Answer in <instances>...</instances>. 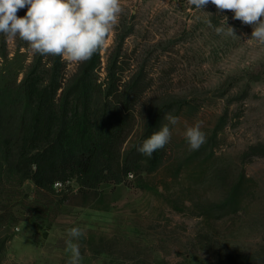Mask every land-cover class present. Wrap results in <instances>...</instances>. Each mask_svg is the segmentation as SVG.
I'll return each instance as SVG.
<instances>
[{
  "label": "rangeland",
  "instance_id": "obj_1",
  "mask_svg": "<svg viewBox=\"0 0 264 264\" xmlns=\"http://www.w3.org/2000/svg\"><path fill=\"white\" fill-rule=\"evenodd\" d=\"M120 4L118 23L89 61L59 62L69 85L95 64L93 87L103 91L96 100L108 73L143 82L121 151L163 113L160 128L172 133L165 156L156 169L144 163L120 181L40 187L23 177L14 167V129L27 103L18 87L33 65L48 69L56 57L0 35V264H67L66 230L74 226L86 233L82 264H264V42L211 2L203 12L189 0ZM224 16L235 36L226 27L216 33ZM196 121L207 142L189 151L184 131Z\"/></svg>",
  "mask_w": 264,
  "mask_h": 264
},
{
  "label": "trees",
  "instance_id": "obj_2",
  "mask_svg": "<svg viewBox=\"0 0 264 264\" xmlns=\"http://www.w3.org/2000/svg\"><path fill=\"white\" fill-rule=\"evenodd\" d=\"M55 57L48 69L40 63L33 65L18 87H23L27 103L21 109V125L14 129L19 140L16 171L37 186L49 187L72 178L120 181L144 163L156 169L165 152L158 150L149 157L137 148L160 129L163 113H157L126 154L121 151L134 126L132 109L145 91L144 83H121V78L114 81V74L108 73L104 96L96 100L103 91L101 86L98 91L93 87L95 64L90 62L69 85Z\"/></svg>",
  "mask_w": 264,
  "mask_h": 264
},
{
  "label": "clouds",
  "instance_id": "obj_3",
  "mask_svg": "<svg viewBox=\"0 0 264 264\" xmlns=\"http://www.w3.org/2000/svg\"><path fill=\"white\" fill-rule=\"evenodd\" d=\"M209 2L218 10L232 11L234 19L252 25L251 39L264 42V19H260L264 16V0H189L201 12ZM25 6H28L25 16L18 17V10ZM121 12L120 0H0V35L8 40L19 37L28 44L33 55L51 54L62 60L84 63L105 44ZM226 22L227 16H224V26L216 27V33H223L226 27L227 34L235 36L234 29L226 26ZM209 26H213L211 21ZM164 119L171 125L178 121L171 114H165ZM171 135L168 124H165L145 139L137 151L151 157L170 142ZM184 138L189 151H198L207 142L202 122L196 121L188 126ZM66 231L67 264H82L84 258L78 241L86 235L85 230L74 226Z\"/></svg>",
  "mask_w": 264,
  "mask_h": 264
},
{
  "label": "built area",
  "instance_id": "obj_4",
  "mask_svg": "<svg viewBox=\"0 0 264 264\" xmlns=\"http://www.w3.org/2000/svg\"><path fill=\"white\" fill-rule=\"evenodd\" d=\"M56 185H60V183H55Z\"/></svg>",
  "mask_w": 264,
  "mask_h": 264
}]
</instances>
